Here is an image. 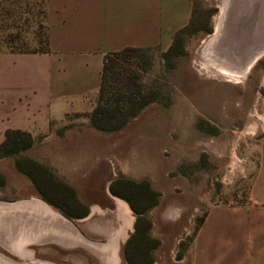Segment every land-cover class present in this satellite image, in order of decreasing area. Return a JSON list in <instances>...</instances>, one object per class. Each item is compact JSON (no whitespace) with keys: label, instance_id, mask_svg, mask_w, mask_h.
Returning <instances> with one entry per match:
<instances>
[{"label":"rangeland","instance_id":"obj_1","mask_svg":"<svg viewBox=\"0 0 264 264\" xmlns=\"http://www.w3.org/2000/svg\"><path fill=\"white\" fill-rule=\"evenodd\" d=\"M219 1L194 0L202 23L184 39L183 54L170 59L171 68L156 49L143 52L142 59H149L145 71L140 57L132 56L123 64L130 79L137 74V81L145 89L157 91V101L147 104L123 128L95 133L84 124V116H67L65 125L51 124L36 134L33 148L0 157V202L42 200L30 180L15 166L17 160L20 166H27L23 156L36 157L61 183L71 181L70 173L75 170L68 166V150L65 157L63 153L45 156L47 149L62 150L66 144L42 142L41 137L49 131L56 135L63 130L68 135L78 131L82 135L78 145L82 158L78 161L86 169V189L74 194L87 214L70 219L48 204L51 209L80 235L98 244H106L107 240L90 227L109 224L116 237V264H126L117 206L105 183L121 175L148 179L162 203L153 210V216L146 214L152 221L150 235L158 240L152 250V264H187L189 238L204 210L214 204L245 201L256 163L257 142L264 134V53L235 82L212 71L209 75L206 67L200 68V63H204L201 46L212 32ZM43 40V0H0V51L42 49ZM35 178L41 182L38 175ZM94 186L102 189H91ZM93 206L108 211L99 215L93 213ZM131 215L132 224L125 228L128 236L135 218L132 211ZM24 248L34 259L52 264H101L80 247L64 248L38 241ZM0 254L14 262L23 259L1 246Z\"/></svg>","mask_w":264,"mask_h":264},{"label":"crops","instance_id":"obj_2","mask_svg":"<svg viewBox=\"0 0 264 264\" xmlns=\"http://www.w3.org/2000/svg\"><path fill=\"white\" fill-rule=\"evenodd\" d=\"M193 1L43 0L44 49L0 51V143L6 130L22 131L31 139L25 149L29 150L36 134L51 124L65 125V118L74 115L84 116L90 131L101 133L90 126L88 114L94 106L104 55L127 47L165 52L174 32L188 23ZM59 134L49 131L41 137L42 142L66 144L62 150L47 149L45 156L63 153L65 157L68 150V166L75 171L70 173L71 181L63 184L73 192L86 189V169L78 161L82 135L78 131L68 135L65 130ZM21 158L45 168L34 156ZM115 178L105 183L110 196L108 186ZM141 179L157 192L148 179ZM161 204L158 199L147 211L149 215ZM187 264H264V134L257 142L245 201L214 204L204 210L190 239Z\"/></svg>","mask_w":264,"mask_h":264},{"label":"trees","instance_id":"obj_3","mask_svg":"<svg viewBox=\"0 0 264 264\" xmlns=\"http://www.w3.org/2000/svg\"><path fill=\"white\" fill-rule=\"evenodd\" d=\"M201 21V14L196 13L193 5L188 23L174 32L168 49L160 53L168 68L173 65L170 59L183 54L184 39L197 31ZM203 30L207 32L208 28L204 27ZM43 44L45 45V36ZM148 50L150 49L127 47L104 55L94 106L88 114L89 124L96 131L109 133L120 130L147 104L157 101V91L145 89L137 81V74H134V79H130V76L126 74L127 68L123 65L132 56L140 57L144 63L142 70L145 71L149 67V59L146 57L142 59V57H144L143 52ZM30 145L31 139L26 132L6 130L4 139L0 143V157L12 156ZM24 160L27 166H20L18 160L15 166L26 175L44 202L57 208L66 218H81L87 214L86 207L76 199L70 188L53 177L44 167L28 159ZM35 175H38L41 182L37 181ZM108 191L111 195L123 200L135 215L133 230L122 247L124 262L126 264H152V250L158 245V240L150 235L151 222L146 212L157 204L158 193L144 179L132 180L123 176L116 177L109 184ZM200 220L201 218L196 227Z\"/></svg>","mask_w":264,"mask_h":264},{"label":"bare ground","instance_id":"obj_4","mask_svg":"<svg viewBox=\"0 0 264 264\" xmlns=\"http://www.w3.org/2000/svg\"><path fill=\"white\" fill-rule=\"evenodd\" d=\"M262 53L264 0H220L212 32L201 46L204 63H200V68L206 67L209 75L215 72L226 81H237L236 78L242 77ZM114 200L120 213L133 220L128 206ZM112 229L109 224L103 225L101 235L107 243L98 244L80 235L72 224L42 200L0 202V246L23 258L21 262H11L0 256V264H52L26 253L24 246L38 241L64 248H84L101 264H116L117 243ZM121 232L119 237L123 240L127 234Z\"/></svg>","mask_w":264,"mask_h":264},{"label":"flooded vegetation","instance_id":"obj_5","mask_svg":"<svg viewBox=\"0 0 264 264\" xmlns=\"http://www.w3.org/2000/svg\"><path fill=\"white\" fill-rule=\"evenodd\" d=\"M116 218L118 219V220H120L119 221V227L121 228V230H123L124 232H125V228L126 227H128V226H131V223H132V220H130L128 217H127V215H124V214H122V213H120V211H119V209L118 208H116ZM91 213V212H90ZM93 213H96V214H99V215H101V214H103V212H101L100 211V209H98V208H94L93 209ZM104 223V222H103ZM120 223H122V226H121V224ZM88 226V225H87ZM93 226V225H92ZM90 229L92 230V231H94L96 234H98V235H101L102 233H104V231H103V225H100V224H96L95 226H93V227H90Z\"/></svg>","mask_w":264,"mask_h":264},{"label":"water","instance_id":"obj_6","mask_svg":"<svg viewBox=\"0 0 264 264\" xmlns=\"http://www.w3.org/2000/svg\"><path fill=\"white\" fill-rule=\"evenodd\" d=\"M130 232H132V228H131ZM127 237H128V235L125 236V238L122 240V242H125V240L127 239ZM0 256H1V257H4V256H2L1 254H0ZM4 259H6V260H8V261H11V260H9L8 258H5V257H4ZM11 262H13V261H11Z\"/></svg>","mask_w":264,"mask_h":264}]
</instances>
